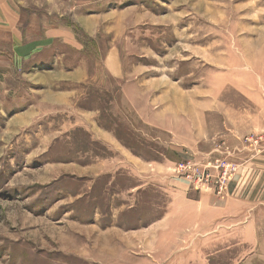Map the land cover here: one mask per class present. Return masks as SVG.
<instances>
[{"label": "rangeland", "instance_id": "obj_1", "mask_svg": "<svg viewBox=\"0 0 264 264\" xmlns=\"http://www.w3.org/2000/svg\"><path fill=\"white\" fill-rule=\"evenodd\" d=\"M4 2L0 264H264V0Z\"/></svg>", "mask_w": 264, "mask_h": 264}, {"label": "crops", "instance_id": "obj_2", "mask_svg": "<svg viewBox=\"0 0 264 264\" xmlns=\"http://www.w3.org/2000/svg\"><path fill=\"white\" fill-rule=\"evenodd\" d=\"M12 9L13 8H12V6L10 4H8L7 2H4V0H0V29L8 27V25L10 27L12 26L11 25L12 22L9 21L10 18H12V15H13V14L11 15ZM21 37H23V38H21L20 40L16 41L17 42V49L26 50V49L30 48L29 46L32 44V42L29 41V40L24 42V36L21 35ZM36 43H39V42H36ZM36 43L34 42L33 44H36ZM253 93H255V92H253ZM258 105L262 106V104H260V103ZM254 129L255 128H251V131H253ZM255 130H257V128Z\"/></svg>", "mask_w": 264, "mask_h": 264}]
</instances>
